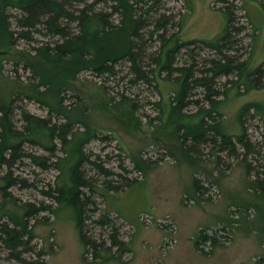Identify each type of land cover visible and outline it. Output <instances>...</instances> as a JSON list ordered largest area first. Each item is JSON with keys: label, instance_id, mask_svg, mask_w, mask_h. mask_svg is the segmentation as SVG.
I'll return each instance as SVG.
<instances>
[{"label": "rangeland", "instance_id": "374dc122", "mask_svg": "<svg viewBox=\"0 0 264 264\" xmlns=\"http://www.w3.org/2000/svg\"><path fill=\"white\" fill-rule=\"evenodd\" d=\"M155 3L170 16L166 26L168 36L177 33L181 41L212 40L223 35L228 23L224 6L233 5L236 28L232 31L236 32L240 45L238 60L248 61V74L242 75L239 84L232 82L240 76L234 73L217 82L216 86L224 88V94L217 96L212 114L218 118L223 133L236 137L242 132L240 112L249 106L242 120L246 121L250 151L245 156L241 145L239 154L204 145L192 150L195 148L178 138L174 124L194 116L200 108L194 104L184 110L187 117L173 115L169 121L165 115L163 119H155L161 112L157 102L164 104L166 114L169 112V103L178 88L177 73L169 76L167 71L155 69L151 85L132 91L120 87L116 78L99 77L85 69L73 80L77 91L65 90L61 94L64 99L59 101L48 90L50 83L46 88L38 86L41 77L26 69L24 61L29 54L37 68L41 64L51 68L34 50L50 39L38 35L32 41L19 39L8 54L0 55V102L12 106L18 127L24 124L22 112L26 111L58 125L80 120L73 124V130L89 128L90 133L96 134L84 143L85 153L113 171L110 177L102 172L95 176L97 191L101 193L96 197L97 215L109 212L122 240L119 247L103 249L94 258L92 251L85 253V244L69 211L55 214L44 210L26 217L30 204L39 206L49 202L41 189L46 183L55 182L59 174L55 166L45 170L27 159L12 168L13 175L29 179L38 189L18 183L4 190L1 187L6 183L4 176L8 169L3 166L0 170V226L28 222L31 234H27L36 254L24 252L23 257L41 258L45 264H256L264 256V121L260 116L264 113V79L259 85L248 81L256 67L264 66V6L258 0H158ZM97 6V10L112 12L105 3ZM120 18L116 13L111 20L118 23ZM154 39H157L154 47L148 48L150 54L160 50L162 41L157 35ZM196 44L192 53L198 54L199 62L201 56L215 57L213 51L202 46L204 43ZM187 58L184 48L177 64L183 66L182 61ZM192 62L189 60L188 65ZM145 64L155 68L152 59ZM116 68L123 69L119 64ZM50 103L57 107L52 112ZM132 103L136 104L135 108ZM205 107L209 104L205 103ZM192 118L197 122L200 116ZM25 148L52 156L40 147L26 145ZM57 153L63 155L61 150ZM90 167L85 166L86 174L95 175ZM119 174L129 178V186L123 184L126 180ZM195 178L200 189L194 186ZM115 185H120L122 190L113 189ZM110 232L108 227L93 231L97 238L100 234L109 237ZM200 233L212 234L216 239L203 240L198 247ZM8 258V251H4L0 264L10 262Z\"/></svg>", "mask_w": 264, "mask_h": 264}, {"label": "trees", "instance_id": "16d2710c", "mask_svg": "<svg viewBox=\"0 0 264 264\" xmlns=\"http://www.w3.org/2000/svg\"><path fill=\"white\" fill-rule=\"evenodd\" d=\"M155 1L158 0H0V55L8 54L18 44L19 39L32 41L36 35L50 39L49 43L34 47V50L52 65L51 68L47 64H41L37 68L29 54L24 61L27 63L26 69H32L41 77L38 86L46 88L50 83L48 90L59 101L64 99L61 94L65 90H76L73 80L85 69L92 70L94 75L99 77L116 78L120 87L132 88V91H140L151 85L155 69L167 71L169 76L177 73L175 80L178 82V88L169 103V112L166 114L164 104L159 101L156 105L161 107V112L155 119H163L165 115L169 116V121L173 115L187 117L184 110L194 104L200 107L195 114L200 116V119L195 122L192 118L194 115L188 116L190 119L186 122L184 120L175 123L178 138L188 142L191 149L195 148L192 150L204 145L218 148L220 152L239 154L238 148L241 145L245 151L242 154L245 155L250 151V146L246 121L242 120V117L250 107L246 106L240 112L242 132L236 137L223 133L219 129L218 118L212 114L217 96L224 94V88L216 86L217 82H220L222 77L234 73L240 76L232 82L239 84L242 75L248 74V61L238 60L239 39L235 36L236 32L232 31L236 28L233 26V5L228 3L224 6L228 23L223 35L212 40L181 41L177 33L168 36L166 26L170 16L161 12L162 6ZM258 1L264 6L263 0ZM99 3H105L108 8H112V12L97 10ZM116 13L121 17L118 23L111 20L112 15ZM181 23L183 24V19ZM252 26L257 32L255 25ZM155 35L162 42L159 45L160 50L151 55L148 48L154 47L153 42L157 40L154 39ZM196 42L204 43L202 46L213 51L215 57L210 59L201 56L202 60L199 62L196 58L198 54L192 53ZM184 48L188 58L182 61L183 66H179L177 57ZM197 49L200 50V47ZM149 59H152L154 69L150 68V64H145ZM191 59L193 62L188 65ZM14 63H19V60ZM118 64L123 69L116 68ZM125 69L127 71L123 74ZM263 79L264 66L260 65L253 70L252 78L248 81L259 85ZM205 103L209 104L208 108ZM252 103L257 109L260 108L257 103ZM0 104V170L3 166L8 169L4 176L6 183L1 188L6 190L11 184L22 183L24 186L38 189L29 179L13 175L12 168L27 159L45 170L55 166L59 170L55 182L46 183L41 189L49 202H42L39 206L30 204L24 215L35 216L44 210L59 214L60 210H67L75 219L85 244V253L92 251L94 258H97L101 250L109 249L110 246L119 247L122 244L120 232L112 224L110 213L105 211L97 215L99 207L96 197L101 193L97 191L95 176L102 172L110 177L113 171L98 162V159L89 158L83 148L84 143L96 134L90 133L89 128L73 130V124L80 123V120L58 125L51 123L48 118L26 111L22 112L24 124L18 127L13 120L12 106L6 101H1ZM49 105L51 112L57 108L52 103ZM132 105L136 107L135 103ZM260 116L264 121V113ZM207 117L212 119L208 120ZM208 126L210 130L205 131ZM26 145L40 147L52 156L32 153L25 148ZM58 150L63 152L62 156L58 155ZM52 157L55 159L52 160ZM88 165L92 166L90 170H95V175L86 174L85 166ZM121 167L127 170L123 164ZM119 175L126 180L121 183L129 186V178L124 174ZM194 186L196 189L201 188L197 178L194 179ZM120 187L115 185L113 189L120 191ZM102 195L106 196L107 192ZM14 225L0 226V234L3 235H0V258L4 251H8L10 262L6 264H45L41 258L36 260L23 257L24 252L36 254L27 234L31 232L28 222ZM97 227L111 228L109 237L103 238L100 234L98 240L93 233ZM215 239L212 234L200 233L196 244L201 247L203 240L207 242ZM256 264H264V256L257 260Z\"/></svg>", "mask_w": 264, "mask_h": 264}, {"label": "bare ground", "instance_id": "6f19581e", "mask_svg": "<svg viewBox=\"0 0 264 264\" xmlns=\"http://www.w3.org/2000/svg\"><path fill=\"white\" fill-rule=\"evenodd\" d=\"M32 52V51H31ZM2 101V100H1ZM6 104V103H5ZM2 105V104H1ZM204 132V131H203ZM147 225V224H146ZM9 240V239H8ZM122 242V241H121ZM171 243V242H170ZM128 249V248H127Z\"/></svg>", "mask_w": 264, "mask_h": 264}]
</instances>
